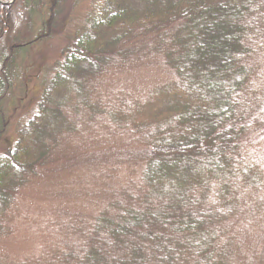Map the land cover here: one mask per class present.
Wrapping results in <instances>:
<instances>
[{
    "label": "trees",
    "instance_id": "obj_1",
    "mask_svg": "<svg viewBox=\"0 0 264 264\" xmlns=\"http://www.w3.org/2000/svg\"><path fill=\"white\" fill-rule=\"evenodd\" d=\"M69 1L0 0V142L26 86L20 60ZM153 56L175 80L143 100L120 90L108 110L101 74ZM42 87L0 152V218L83 125L110 119L111 136L136 144L84 161L98 213L57 212L40 253L0 264H264V0H92ZM122 170L126 183L109 189Z\"/></svg>",
    "mask_w": 264,
    "mask_h": 264
},
{
    "label": "rangeland",
    "instance_id": "obj_2",
    "mask_svg": "<svg viewBox=\"0 0 264 264\" xmlns=\"http://www.w3.org/2000/svg\"><path fill=\"white\" fill-rule=\"evenodd\" d=\"M91 2L70 0L52 34L42 38L22 56L20 63L25 70L26 86L14 94L16 111L0 142V152L16 140L19 117L39 101L43 84L52 77L56 64L63 59L64 48L84 25ZM175 78L174 71L159 57L132 60L121 68H112L101 74L99 93L102 90L104 94L110 93L107 109L111 110L112 104L120 103V90L135 93L143 100L155 87ZM115 125L110 119L102 121L100 117L93 126L83 125L78 138L80 141L67 142V148L66 145L59 147V160H51L39 167L36 175L18 189L15 204L0 218L3 225L0 229L1 256L23 260L40 253L44 241L50 239L55 221L61 219L57 212L64 211L67 215L62 220L70 219L74 214L93 216L99 212L105 199L100 201V205L96 201L97 182L90 178L96 171L92 172L95 168L84 161L94 153L108 154L115 161L136 144L127 134L111 136ZM128 178L127 170H122L113 182L114 187L108 183V188L120 187ZM258 226L263 227L257 237L261 241L264 240V219H260Z\"/></svg>",
    "mask_w": 264,
    "mask_h": 264
}]
</instances>
